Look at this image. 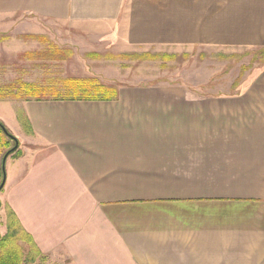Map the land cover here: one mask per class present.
<instances>
[{
    "label": "crops",
    "instance_id": "1",
    "mask_svg": "<svg viewBox=\"0 0 264 264\" xmlns=\"http://www.w3.org/2000/svg\"><path fill=\"white\" fill-rule=\"evenodd\" d=\"M16 14L95 44L264 49V0H0ZM118 89L23 104L4 193L47 264H264V71L230 97Z\"/></svg>",
    "mask_w": 264,
    "mask_h": 264
},
{
    "label": "rangeland",
    "instance_id": "2",
    "mask_svg": "<svg viewBox=\"0 0 264 264\" xmlns=\"http://www.w3.org/2000/svg\"><path fill=\"white\" fill-rule=\"evenodd\" d=\"M91 34L92 27L28 14L0 17V121L18 142L16 146L0 133V171L3 155L9 152L0 179L2 183L5 177L7 183L0 192L1 237L8 234V215L17 216L4 190L12 161L26 149L24 132L30 123L23 104L31 98L23 91L24 84L38 86L48 98L82 96L74 86L83 88L91 80L90 95L110 87L118 97L119 87L148 86L170 88L169 93L175 96L180 91L185 97L215 98L239 94L264 71V49L133 46L112 41L95 44L88 42ZM104 34L97 29L96 37ZM22 228L25 240L17 242L24 250L22 264H47L34 239Z\"/></svg>",
    "mask_w": 264,
    "mask_h": 264
},
{
    "label": "trees",
    "instance_id": "3",
    "mask_svg": "<svg viewBox=\"0 0 264 264\" xmlns=\"http://www.w3.org/2000/svg\"><path fill=\"white\" fill-rule=\"evenodd\" d=\"M80 82V81H76ZM92 80L88 83H85L83 88L76 87L75 89H79L78 92H83L82 96H79L78 93L74 94L71 98L62 97V98H48L40 93V88L38 86H34L33 84L26 83L23 85V91L28 92V97L35 100H44V99H72V100H102V99H113L117 97L116 89L110 91V87H101L95 95H90L87 93L88 89H93ZM76 91V90H75ZM104 93L105 95H102ZM0 133H3L5 136L13 140L16 145V139L7 129L2 121H0ZM8 152H6L3 156H5ZM3 175V165L0 171V179ZM2 182V181H1ZM1 185V183H0ZM4 189V188H3ZM2 189V190H3ZM17 216H13V214L8 215V234L7 236L0 237V264H22L24 262V250L22 246H20L17 242L21 240H25L21 233L23 232V228L16 218ZM30 238L27 236V240Z\"/></svg>",
    "mask_w": 264,
    "mask_h": 264
},
{
    "label": "water",
    "instance_id": "4",
    "mask_svg": "<svg viewBox=\"0 0 264 264\" xmlns=\"http://www.w3.org/2000/svg\"><path fill=\"white\" fill-rule=\"evenodd\" d=\"M16 139V138H15ZM17 142V141H16ZM18 143V142H17ZM16 146H18V144H16ZM13 150H14V148H13ZM12 151V150H11ZM8 155H9V152H8V154H6L5 156H4V160H3V170H5L6 169V160H7V158H8ZM5 184H6V178L4 177V179H3V181H2V183H1V185H0V192L2 191V189L5 187ZM0 208H1V201H0ZM0 237H1V233H0Z\"/></svg>",
    "mask_w": 264,
    "mask_h": 264
}]
</instances>
